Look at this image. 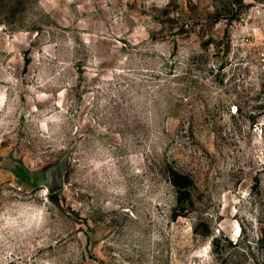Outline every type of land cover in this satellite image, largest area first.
<instances>
[{"label": "rangeland", "instance_id": "374dc122", "mask_svg": "<svg viewBox=\"0 0 264 264\" xmlns=\"http://www.w3.org/2000/svg\"><path fill=\"white\" fill-rule=\"evenodd\" d=\"M264 0H0V264H264Z\"/></svg>", "mask_w": 264, "mask_h": 264}, {"label": "built area", "instance_id": "2783aa9c", "mask_svg": "<svg viewBox=\"0 0 264 264\" xmlns=\"http://www.w3.org/2000/svg\"><path fill=\"white\" fill-rule=\"evenodd\" d=\"M264 55V54H263ZM264 58V57H263Z\"/></svg>", "mask_w": 264, "mask_h": 264}]
</instances>
